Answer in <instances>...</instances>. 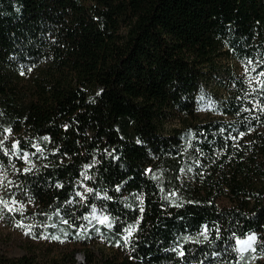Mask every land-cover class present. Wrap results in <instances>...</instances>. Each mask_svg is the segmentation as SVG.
<instances>
[{
	"label": "trees",
	"instance_id": "16d2710c",
	"mask_svg": "<svg viewBox=\"0 0 264 264\" xmlns=\"http://www.w3.org/2000/svg\"><path fill=\"white\" fill-rule=\"evenodd\" d=\"M261 73L264 0H0V168L65 247L0 264H264Z\"/></svg>",
	"mask_w": 264,
	"mask_h": 264
},
{
	"label": "rangeland",
	"instance_id": "374dc122",
	"mask_svg": "<svg viewBox=\"0 0 264 264\" xmlns=\"http://www.w3.org/2000/svg\"><path fill=\"white\" fill-rule=\"evenodd\" d=\"M25 80L29 84L32 83V80L28 77H26ZM176 125L177 120L170 121L166 125V130H170ZM11 180L12 177L8 175L5 170L0 168V200L7 201L8 208L15 209L14 211H9L8 208H5L4 204H0V210H2L0 211V252L10 257H20L26 252L28 246H30V249H33L40 259L47 260L56 257L59 251L65 250V247H54L44 241L37 240L29 231V220L25 214V205L18 201L14 193L11 192L12 187L10 188L9 186ZM92 216V218L98 222L100 219L104 218L103 214L98 211H94ZM253 236L256 239L250 240V237ZM257 242V233H250L241 239H237L235 244L237 250L241 254H244L246 252H253ZM90 249L97 256L109 255L112 253V249L101 240L92 245ZM74 250L80 253L77 261L81 262V254L84 252L83 247H75ZM258 260L255 254H251L247 264H257Z\"/></svg>",
	"mask_w": 264,
	"mask_h": 264
},
{
	"label": "snow or ice",
	"instance_id": "6c2138e0",
	"mask_svg": "<svg viewBox=\"0 0 264 264\" xmlns=\"http://www.w3.org/2000/svg\"><path fill=\"white\" fill-rule=\"evenodd\" d=\"M250 63V62H249ZM261 75H264V73H261ZM91 191V190H89ZM0 204H4L5 208H8V203L7 201H3V200H0ZM9 211H14L15 209L13 208H8ZM2 211V210H0ZM22 211V209H21ZM141 211H143V209H141ZM108 220V217H104L103 219H100L99 220V223L101 224H104L106 221ZM64 223H68V221H64ZM18 226H23V225H18ZM109 227H111V225L109 224L108 225ZM31 227L32 226H29V231H31ZM135 226H130L128 229H127V236H125L123 239H124V242L125 244H127L129 238L131 237L132 233L135 231ZM44 239H54V240H59L60 237L58 236H44L43 237ZM256 238L253 236V237H250V240H255ZM181 255H183V253H181Z\"/></svg>",
	"mask_w": 264,
	"mask_h": 264
}]
</instances>
